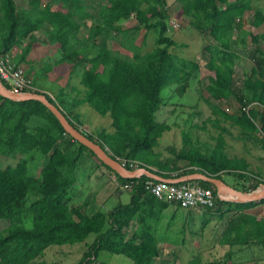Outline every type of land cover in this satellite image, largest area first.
I'll return each mask as SVG.
<instances>
[{"label": "trees", "instance_id": "16d2710c", "mask_svg": "<svg viewBox=\"0 0 264 264\" xmlns=\"http://www.w3.org/2000/svg\"><path fill=\"white\" fill-rule=\"evenodd\" d=\"M82 1L27 0V7L18 9L13 0H0V52L9 51L27 40L15 59L29 64L25 55L37 40L33 31L42 32L48 44L58 47L57 62L66 63L70 72L79 73L77 91L80 96L67 103L61 99V90L57 97L43 93L60 107L77 129L80 123L73 120L75 115L71 110L79 104H87L98 115H107L110 128L84 134L106 148L114 158L134 160L139 167L163 178H176L195 171L221 178V173L231 174L239 163L243 169V163L227 159L215 149L201 152L183 147L176 153L178 162L172 163H161L151 151L158 137L169 129L155 119L161 91L172 82L185 83L197 67L193 62L185 64L168 52L169 48L177 49L183 44L166 34L170 28L166 0H103L98 9V24H88L91 16ZM55 3L59 7H54ZM173 4L189 27L217 39L225 49L229 47L233 32L239 31L242 14L251 9L249 0H173ZM130 17L134 18V25L123 28L122 21ZM263 21L262 12L255 9L250 26L258 27ZM141 29L143 35L152 30L155 36L154 47L145 53H140L134 44L135 33ZM120 31L131 33L127 38L129 43H121L130 48L131 54L121 53L109 45ZM262 37L261 33L251 35L258 65L251 66L237 85L232 54L214 50L208 62L213 74L205 89L208 96L216 99L233 96L238 104L233 114L234 123L243 131L253 132L254 121L259 119L260 131L264 133L263 115L256 111L259 108L264 112V49L258 46ZM241 41L244 43L243 39ZM219 54L217 63L215 56ZM186 65L189 71H185ZM35 92L41 91L36 89ZM32 152L44 157L37 176L29 173L25 158ZM84 152L95 157L66 134L40 102L12 101L0 96V164L3 159H16L13 166L0 167V220L8 222L0 229L1 264H61L46 263L39 257L50 246L80 244L90 234L94 238L86 245L82 264H91L101 252L123 256L132 264H154L158 251L150 231L139 228L131 238L125 239L123 230L134 214L141 217V209L133 204L138 196L144 195L148 201L157 200L159 210L170 202L149 194L143 186L146 177L141 176L138 185L129 190L131 201L107 213L98 210L87 213L85 201L69 203L77 161ZM99 163L115 174L120 184L136 180L122 178ZM195 182L214 189L208 182ZM258 182L261 181L256 180L255 185ZM218 203L235 204L242 209L252 202L238 204L220 200ZM24 219L31 220V226L26 227Z\"/></svg>", "mask_w": 264, "mask_h": 264}, {"label": "rangeland", "instance_id": "374dc122", "mask_svg": "<svg viewBox=\"0 0 264 264\" xmlns=\"http://www.w3.org/2000/svg\"><path fill=\"white\" fill-rule=\"evenodd\" d=\"M102 1H82L91 19L96 18L93 22H97L100 19L98 9ZM14 3L18 9L27 6V0H14ZM166 4L170 12L169 19H173L177 23V26L174 28L170 27L166 34L173 40L183 44L177 49L169 48L168 52L173 55L175 54L178 59L184 60L185 64L193 62L197 64V67L190 72L185 83L183 81L179 83L172 82L161 91V103L155 112V119L160 123L168 125L169 129L158 137L151 151L161 163H172L178 162L176 153L183 147L186 149L193 147L201 152L215 149L227 159H236L244 165V168L241 169L239 163L238 166L233 167L230 171L231 174L221 173L220 177L234 188L242 192H250L264 181V133L260 131L262 123L259 119H255L254 131H243L233 121V114L238 107L236 99L231 95L218 99L208 96L205 86L209 84V76L213 74V70L208 66V62L210 56L214 55V50H225L232 54L233 74L236 85L240 81H243L251 66L258 65V55L253 52L254 46L252 45L250 37L253 35V32L262 31L263 24L257 28L251 27L249 22L252 11L250 9L246 10L244 12L245 16L242 17L243 22H239V31L233 32L232 39L228 45L229 47L225 49L217 39L212 38L210 35H202L189 27L186 23L187 20L177 13V7L173 4V0H166ZM54 7H59V4L55 3ZM169 19L167 22L168 26ZM242 20L240 19V21ZM125 21H128L127 25H131L133 23V17ZM35 34L41 41L32 43L26 52L25 60L29 64L26 62L25 64L22 63L25 74L33 76L32 80L37 82L38 87L34 83L33 85L37 89H41V92L57 97V94H55L56 90L61 86L63 88L61 90V99L67 103L75 100L80 96L79 90L77 91L79 88V73L70 72L69 66L66 63H58L57 61L60 56L58 47L48 44L47 37L39 30H35ZM143 34L144 30L141 29L135 33L134 37V42H136L140 53L149 51L155 45L154 31L149 30L145 35ZM130 35V32L121 33L120 31L119 33H115V39L110 42V47L119 49L125 54H131L129 47L121 45V43L125 45L129 43V39L127 38ZM241 39L244 40V43ZM26 42L23 41L20 43L18 45L19 47L13 46L16 53H18L19 48ZM258 45L264 48V42L260 43L259 41ZM213 47L215 49H212ZM215 57V62L219 63L220 54ZM189 70L190 67L186 65L185 71ZM71 111L75 115L73 120H77L80 123L79 129L82 133L95 132L101 128H110L109 117L107 115H98L85 103L79 104ZM256 111L263 115L264 119V112L259 108H256ZM82 156L89 157L96 165L93 168L95 171L92 170V175H90V169L85 171V167L80 162L78 164L79 169H81L79 178H82V180L86 178L85 184L87 186L94 184L96 188L103 192L111 187V179L106 174L109 170L102 166L89 152H84ZM25 158L27 159L29 173L32 176H37L44 162V157L36 152H32ZM15 163L16 159H3L0 167L3 168L7 165L13 166ZM98 169L103 171H100V175ZM88 171L90 172V177L89 175L88 177L84 176L83 174ZM256 180L261 182L255 185ZM86 185H84L85 189ZM117 189L121 188L118 187ZM170 204L174 206V215L177 220L181 216L189 218L190 216L192 217V213L197 212V214H200L201 212L200 209L194 211L180 208L173 203ZM258 205H264V201H253L244 207V209L257 211ZM222 207L224 211L232 210L229 205ZM236 209L238 210L240 208ZM22 221L26 227L31 226V220L24 219ZM191 222H193V219H191ZM7 224V220H0V229ZM203 231H200V233H203L204 236L212 233L207 227H204ZM93 238V235H89L85 242L90 244ZM157 238L160 240V243L158 256L155 258L154 264H183L185 251H182L181 245L175 247L172 244H167L168 242L164 244L166 241L161 242V239L173 238L176 243L181 244L183 239L182 229L179 228L175 235L167 234V232L158 229ZM86 250L87 247L84 243L68 250L49 247L44 249L39 259L46 263L82 264L84 261L81 260V257ZM124 260L122 261L121 257L117 259L106 252H101L95 257L92 263L131 264L129 259L124 258Z\"/></svg>", "mask_w": 264, "mask_h": 264}, {"label": "crops", "instance_id": "0c3cea01", "mask_svg": "<svg viewBox=\"0 0 264 264\" xmlns=\"http://www.w3.org/2000/svg\"><path fill=\"white\" fill-rule=\"evenodd\" d=\"M250 6V11H252V14L255 9H259L264 16V0H250ZM176 10L177 13L181 15L179 9L176 8ZM244 16L245 15L243 13L242 17ZM95 19L96 18L91 19L89 17V19L87 20L88 24H98L100 22V19L97 22H93V20ZM169 20L173 21V19ZM134 23L135 20L133 18V23L131 25H127L128 21H125L122 22L121 26L128 28V26H133ZM261 24H263V30L256 33L253 32V34L261 33L263 35V37L259 39L260 43L264 42V21ZM261 24H259L258 26H260ZM169 29L170 28H168L167 31H169ZM33 35L37 38L36 41H41L35 34V31L33 32ZM134 43L135 45H137L136 42ZM258 46L259 48L264 49L260 45ZM116 50L121 52L119 49ZM18 63L25 64L24 61H18ZM27 77L30 79V82L32 84L34 83V85L38 87L37 82H34L32 80V75L28 74ZM62 89L63 88L60 86L58 90H56L55 94L58 95L57 92ZM80 162L82 163L83 167H85V171L87 169H90L91 172L90 173L88 171L84 173V176L88 177L89 173L90 175H92V170L95 171V169L93 168H95L96 164L92 159L90 160V158L87 156L80 157L76 165L75 182L72 185V188L68 195L69 203H79L85 201L87 213H92L97 210L103 213H107L109 211H112L117 206L125 205L131 201L132 193L129 190L117 189V184L111 178L110 172H106V174L111 179L110 182H112V185L111 187L107 188L106 191L103 192L102 190H99L95 187L94 184H91L92 187H90L91 185L87 186L85 184L86 178L84 180H82V178H79L81 169H79L78 164ZM98 171L100 175L101 170L98 169ZM84 185H86V189L84 188ZM133 204L141 209V217H139L138 214H134V216L131 218L127 227L123 230L125 239L131 238L132 235L138 232L139 228H147L154 238L157 251H159L160 240L157 238L158 229L163 230V232H167V234L175 235L177 230L181 228L183 231V239L181 244L176 243L175 239L173 238H169L166 240L161 239V242L166 241L164 244L168 242L167 244H172L175 247H177V245H181L182 251H185L183 264H209L210 262H216V264H264V205H258V210L256 211L244 209V207L237 210V206H235V204H230L229 207L232 210L224 211L222 210L223 207H221L224 205L219 204V208L216 211L211 210V212H209L210 209L201 208L200 214H197V212L194 214L192 213V217L190 216L189 218H184L181 216L180 219L177 220L176 216L174 215V206L171 204H168L167 206L162 207V209L159 210L157 200L148 201L147 199H145L144 195H140L136 199H134ZM140 219L144 220L139 221ZM191 219H193V222H191ZM204 227L209 228L212 233L204 236L203 233H200V231L204 232ZM211 227L213 228L211 229ZM85 241L83 243L86 246L88 244ZM80 244L50 247L68 250ZM111 256L117 259L121 257V260L125 261V257L123 256Z\"/></svg>", "mask_w": 264, "mask_h": 264}, {"label": "built area", "instance_id": "2783aa9c", "mask_svg": "<svg viewBox=\"0 0 264 264\" xmlns=\"http://www.w3.org/2000/svg\"><path fill=\"white\" fill-rule=\"evenodd\" d=\"M177 23L169 20V27H176ZM16 50L12 48L6 52H0V81L13 92H35L36 87L30 82L25 74L24 67L15 59ZM106 150V148H105ZM116 160L129 170L138 169L139 163L134 160L118 159ZM143 174H138L135 181L120 184L115 176L111 173V178L116 182L117 187L130 190L138 185V180ZM143 181L145 190L157 199L173 203L180 208L198 210L208 208L216 211L219 208L220 201L212 187H206L195 181L169 182L155 180L145 176ZM95 264V263H91Z\"/></svg>", "mask_w": 264, "mask_h": 264}, {"label": "water", "instance_id": "95a60500", "mask_svg": "<svg viewBox=\"0 0 264 264\" xmlns=\"http://www.w3.org/2000/svg\"><path fill=\"white\" fill-rule=\"evenodd\" d=\"M0 96L10 99L12 101L36 100L40 102L56 118V120L58 121V123L63 128L66 134H68L73 140L88 148L100 162H102L105 166L109 167L114 173H116L122 178H134L138 174H143L155 180H163L169 182H180L189 180L204 181L210 183L214 187L216 196L219 200H225L234 203L260 201L264 198L263 183L259 184L255 189L250 192H242L226 184L221 178H216L214 176L196 171L189 174L181 175L176 178H163L152 173L144 167L129 170L123 167L116 160V158L112 157L109 153H107L106 150L103 149L98 143L89 139L79 129L75 128L67 120L60 107L57 104L50 102L43 92H13L9 90L8 87L0 81Z\"/></svg>", "mask_w": 264, "mask_h": 264}, {"label": "bare ground", "instance_id": "6f19581e", "mask_svg": "<svg viewBox=\"0 0 264 264\" xmlns=\"http://www.w3.org/2000/svg\"><path fill=\"white\" fill-rule=\"evenodd\" d=\"M222 201H225V200H222Z\"/></svg>", "mask_w": 264, "mask_h": 264}]
</instances>
